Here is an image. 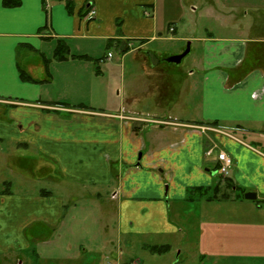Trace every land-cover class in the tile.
Segmentation results:
<instances>
[{"label":"crops","instance_id":"0c3cea01","mask_svg":"<svg viewBox=\"0 0 264 264\" xmlns=\"http://www.w3.org/2000/svg\"><path fill=\"white\" fill-rule=\"evenodd\" d=\"M180 1L74 0L70 13L64 0H0V148L79 187L3 190L0 264H146L144 253L171 251L168 236L181 231L173 214L193 220L201 264H264V151L236 135L264 132V11L248 23L252 9L238 2L183 0L192 14L182 19ZM58 40L68 59L55 58ZM158 41L176 43L150 47ZM188 43L194 68L176 83L166 63ZM219 149L233 160L223 189Z\"/></svg>","mask_w":264,"mask_h":264},{"label":"rangeland","instance_id":"374dc122","mask_svg":"<svg viewBox=\"0 0 264 264\" xmlns=\"http://www.w3.org/2000/svg\"><path fill=\"white\" fill-rule=\"evenodd\" d=\"M231 2H238L239 4H235L234 6L239 10L243 9H252L251 13L248 15L246 22L250 23L251 18L253 17V14L255 16L264 11V4H261V2H258V0H229ZM181 5L178 8L175 6V11L173 12L174 15L180 16L182 19H188L189 16L192 14L189 9V3L186 1L181 0ZM242 3V4H241ZM244 3H249L253 5L245 6ZM237 5V6H236ZM223 8V7H222ZM201 18H198L199 24H210L209 20H206ZM179 23L181 20H178ZM244 22V24H246ZM168 25V24H167ZM171 35V34H169ZM176 42L174 41H162V42H155L150 47L151 48H161V50L167 51L168 49L172 48L173 45ZM104 46V45H103ZM106 46V45H105ZM103 47L101 50H107V47ZM187 48V47H186ZM184 49V51L186 50ZM110 52L114 55V63H120L121 55L118 53V51L115 48H110ZM196 58V51L189 52L181 62L175 63V62H167L166 64L170 67L171 75L174 76L176 79V83H178L182 74L187 76L188 71L194 68V61ZM127 75L133 71L134 69V61L130 58L127 60ZM119 67V66H118ZM119 72V68L117 69ZM173 73V74H172ZM193 79V77H192ZM191 98V119H194L196 117V109L194 108L195 102H194V90L193 86L188 91ZM206 123V122H205ZM151 125V124H150ZM223 127H226L228 130H231L234 128V125L230 122H225L221 124ZM201 129L206 128L204 126H199ZM258 132L255 135L249 134L250 136H246V138L241 134L240 132L236 133V135L240 138L245 139L247 142L251 143L252 139H260L262 144H254L256 147H258L260 150L264 151V132L261 130L263 128H259ZM210 132V131H209ZM233 136V135H232ZM253 143V142H252ZM9 150H4L0 148V193L3 190H12L15 193H38L40 189H47L52 190L54 192H60L64 193L66 191L75 190L79 187H70L68 183H64L63 181H60L56 178L57 174L53 172L50 176H45L43 174H34L35 172L31 170V167L27 166L26 164H21L20 161L16 160V158L10 156L8 153ZM26 153H30L29 150H24ZM7 158L9 161L7 162ZM14 158V159H13ZM8 163H11L12 165H15V171H12L11 168H9ZM40 166H38L39 168ZM46 168L42 170V172H45ZM34 172V173H33ZM35 175L31 177L32 175ZM56 178V179H55ZM227 187L226 181L225 183L219 187L220 189H223ZM99 189V191L102 193L103 198L108 196V193H110L107 189V187H96ZM96 190V189H95ZM196 198V197H195ZM86 199V198H85ZM198 200H195L191 202L192 205L198 206L203 205L202 202H206V204H209L207 201L200 200L198 197L196 198ZM249 204H256V201L250 200ZM175 212V211H174ZM173 214V213H172ZM173 217L176 218V221L180 227V232L176 233L175 235H169L168 236V242L172 244L171 251L164 255H148L147 252L145 254V260L146 264H201L198 258V250H197V235L195 233L194 229V222L193 220L190 222H184L188 224V228H184V223H182V219H177V215L173 214ZM173 218V219H174ZM184 221V220H183ZM184 229V230H183ZM183 230V232H182ZM27 255V253H26Z\"/></svg>","mask_w":264,"mask_h":264},{"label":"trees","instance_id":"16d2710c","mask_svg":"<svg viewBox=\"0 0 264 264\" xmlns=\"http://www.w3.org/2000/svg\"><path fill=\"white\" fill-rule=\"evenodd\" d=\"M3 2L8 7H15V6H18L20 4V0H3ZM64 2L66 3L68 11L70 13H72L73 9H74V0H64ZM69 57L70 56H69V52H68V48L66 47V44L63 41L58 40L57 46L55 48V58L60 61V60L68 59ZM71 57L79 58V59H85V60L90 59L89 56H87V55H71ZM21 77L24 80H32L30 78V76L24 71L21 72ZM56 104L65 105V103H63V102H56ZM206 123L218 125V122H206ZM223 180L226 181L227 187L233 186V184L229 180H227V178H223ZM43 191L45 192L46 189H44ZM46 192H48V191H46ZM48 193H50V192H48ZM169 248H170L169 245H162L159 247H154L152 250L156 251L158 253H165L167 250H169Z\"/></svg>","mask_w":264,"mask_h":264},{"label":"built area","instance_id":"2783aa9c","mask_svg":"<svg viewBox=\"0 0 264 264\" xmlns=\"http://www.w3.org/2000/svg\"><path fill=\"white\" fill-rule=\"evenodd\" d=\"M88 14H89V18L92 19L96 15L95 9H90ZM171 30L173 31L174 29L171 28ZM111 56H112V54L109 53L107 57L110 58ZM203 129H207V127L203 128ZM217 149H218V145L213 144L210 148L207 149L206 156H212ZM216 157H217V160L220 164V167H219L220 173L224 176L228 175L231 171L232 166H233L232 158L230 157V155L226 151H224L222 149H219L217 151ZM108 264H112V263H108Z\"/></svg>","mask_w":264,"mask_h":264},{"label":"water","instance_id":"95a60500","mask_svg":"<svg viewBox=\"0 0 264 264\" xmlns=\"http://www.w3.org/2000/svg\"><path fill=\"white\" fill-rule=\"evenodd\" d=\"M190 52V43H188V46L186 48L185 51H183L180 54L174 55L170 58H168L169 61L171 62H175V63H179L182 61V59ZM245 198L246 199H250V200H254L257 198V194L254 192H247L245 193Z\"/></svg>","mask_w":264,"mask_h":264}]
</instances>
